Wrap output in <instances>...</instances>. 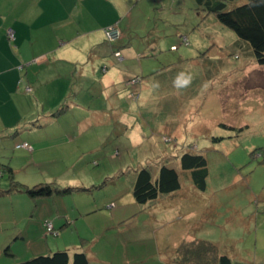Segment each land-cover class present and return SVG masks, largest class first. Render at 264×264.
Returning a JSON list of instances; mask_svg holds the SVG:
<instances>
[{
	"label": "rangeland",
	"instance_id": "374dc122",
	"mask_svg": "<svg viewBox=\"0 0 264 264\" xmlns=\"http://www.w3.org/2000/svg\"><path fill=\"white\" fill-rule=\"evenodd\" d=\"M243 1L234 0L232 3ZM197 11L199 9L190 0H133L122 13V24L115 22L121 32L114 39L106 35L104 29L108 24H100L102 17L99 13H89L88 20L79 22L80 28H91L89 35L97 36L99 31L104 34L101 43L87 49L89 55L97 56L100 48L119 44L120 47L128 45L134 49L132 58L122 61L120 51H107L105 56L114 62L113 65L104 62L110 70L105 71L106 67L101 66L99 61L97 66L90 61L83 62L79 75L80 65L77 69L73 68L70 78V74H66L67 95L64 94L58 104L72 101L71 107L50 125L47 124L51 119L48 109L55 104L51 101V93H55L54 83L50 88L45 83L34 88L29 80L25 81L26 68L22 67L19 92H26L32 97L19 103V142L26 139L31 144L34 139L36 150L19 147V178L13 174L14 179L26 185L53 181L58 187H65L84 184L86 180L82 178L89 175L95 177L94 183L105 181L96 188L98 202L103 203L110 193L113 204L117 203L113 197L115 191L122 188L127 191L133 170L147 163L174 166L183 189L190 185L194 187L189 171L180 167L178 158L181 151L191 149L202 153L208 166L205 189L194 187L199 198L195 205L201 202L198 205L201 208L204 204L203 225L212 226L217 235L221 231L228 233L245 215L244 209L239 213L240 207L254 198L257 201L251 200L252 206L264 213V65L257 63L250 52L235 44L236 34L212 13L200 18ZM191 18L195 23L192 29L187 23ZM124 25L129 29H125ZM71 26L72 31L76 30L74 22ZM180 28L185 29L182 33L186 37L179 34ZM189 30L190 35L186 32ZM154 41L157 43L152 50ZM172 43L176 48H171ZM102 45L104 47H100ZM181 56L191 57L183 61V70L186 69L191 76L190 83L180 88L179 102L174 107L176 110H170L171 107L161 109L158 107L159 90L153 83L149 84L152 79L150 72L155 69L161 71L172 61L179 63ZM206 63H209L212 73L209 78L204 73ZM111 74L116 84L106 85L102 93L100 76ZM125 75L129 76L124 78ZM79 88L81 93L76 100L72 94ZM143 88H146L144 92ZM114 91L113 97L111 93ZM73 102L78 104L74 106ZM112 104L115 106L112 107ZM119 109V118L115 113L112 115L114 110ZM64 110L56 106L52 112ZM165 110H168L167 114ZM85 113L89 120L98 121L77 123ZM24 127L34 129L24 131ZM52 128L81 129L74 140L71 139L72 142H79V148H60L50 137L54 134ZM10 129L0 125V146L10 142L13 135L6 138ZM16 140L11 141L13 146ZM60 140L57 138L56 142ZM8 181L5 175L0 179V187H6L4 183ZM249 187L259 197L253 196L248 200ZM9 196L1 202V219H7L12 210L15 211ZM56 197L63 201V205H71V194H55V201ZM19 198H22L19 199V226L25 227L36 218L31 215L32 201H28V208L24 201L31 200L26 192L19 190ZM50 199L46 198L48 202ZM207 201L211 203L208 208L205 207ZM106 205L104 202L102 206ZM235 219V223L230 225ZM187 225V222L183 223V226ZM260 227L264 228V224L260 223ZM2 232L0 230V235ZM56 234V231L47 232L46 237L53 240L61 233ZM103 236L102 241L106 235ZM248 238L253 249L254 235L251 237L249 233ZM146 264H159V261L155 256H149Z\"/></svg>",
	"mask_w": 264,
	"mask_h": 264
},
{
	"label": "crops",
	"instance_id": "0c3cea01",
	"mask_svg": "<svg viewBox=\"0 0 264 264\" xmlns=\"http://www.w3.org/2000/svg\"><path fill=\"white\" fill-rule=\"evenodd\" d=\"M190 1L194 4L193 0ZM132 2L133 0H0V125L3 128L14 130L10 129L6 134V138L10 134L13 135L10 137V142L6 146H0L2 148L0 149V162L10 165L16 178H19V147H21L16 145L19 143V103L32 97L26 92H19V81L23 79L19 78L20 70L22 67L26 68L25 81L29 80L31 84H34V88L40 87L42 83L50 88L54 83L55 93H51V101L55 104L49 106L51 119L47 124L58 121V118H61L64 112L71 107L72 101L64 111L52 112L56 106L58 108L62 104L58 106L63 96L67 95L65 93L68 76L71 77L73 68L77 69L80 65L79 75L83 62L90 61L96 66L97 61L101 66H105L104 62L113 65L114 62L105 56L107 51L109 53L119 50L122 61L131 60L134 52V49L128 45L120 47L119 44H114L107 48L102 45L100 47L104 48H100L99 51L97 48V56H90L87 49L91 45L101 43L104 34L99 31L97 36L89 35L91 28L81 29L79 22L88 20V14H93L95 11L102 17L100 24L103 26L115 24V22L122 24L124 18L122 13L128 6H131ZM130 10L125 14L126 16ZM199 15L200 18L204 16L200 10L197 11V16ZM174 16L177 14L174 13ZM193 20L192 18L187 20L191 29L195 24ZM72 22L76 25V30L73 29V31ZM125 26L127 25L123 27ZM8 29L13 30V37H9ZM184 31L183 28L178 29L179 34L186 37L182 33ZM186 32L190 35L191 31ZM155 43L157 42L154 41L152 44V50ZM172 47L176 48L173 43ZM187 58L191 57L181 56L178 59L179 63L172 61L161 71L156 69L151 71L152 79L149 80V84L153 83L159 90V108L171 107L170 110H176L174 107L179 102L178 97L181 90L176 83L165 78L164 73L174 66L183 69L185 64L183 61ZM105 67V71L110 70L107 65ZM67 73L70 75L67 76ZM128 76L125 75L124 78ZM113 78L112 74L106 77L100 76L102 93L106 85L116 84ZM32 90L31 85L30 91ZM145 90L146 88H143V92ZM115 91L111 94L113 95ZM141 92L142 87L138 97ZM80 93L79 88L74 95L72 94L73 98L77 100ZM90 94L92 95V92ZM77 104L73 102L74 106ZM114 106L115 104H112V107ZM120 111V109L114 110L112 115L115 113L118 117ZM165 111L167 114L168 110ZM83 121L96 123L98 120H89L85 113L76 122L82 123ZM33 123L37 125L36 122ZM33 129L24 127V131H33ZM54 129L52 128L54 134H50L51 131L49 134L60 148L61 146L64 149L79 148V142L75 143L72 140L81 129L75 131L63 128ZM3 135L5 136V133ZM16 138L17 142L13 146L11 141ZM57 138L61 140L56 142ZM31 145V148L28 147L25 150H36L34 139ZM85 176L87 177L82 179L86 180V183L75 185L89 186L94 183L93 180H96L95 177ZM4 184L6 187H1V190L8 188L9 181ZM128 187L127 191L123 188L115 191L116 194L113 197L116 198L117 203L112 204L113 200L108 193L104 199L107 204L105 207L102 206L104 202H98L95 195L96 189L91 191L75 189L65 193L72 195L71 205H63L59 197H56L55 201L53 195L36 199L28 196L31 200L24 201L27 208L28 201H32L31 215H34L36 219L25 227L19 226V199H22L19 198V190L0 193V208L3 210L1 202L7 195H10V202L14 203L15 209L7 219L0 218V230L3 231L0 235V264H12L18 260L62 248L70 251L76 248L82 249L87 254L90 264H146L149 256H155L159 264H172L171 258L177 244L183 239L195 237L215 241L220 250L234 260V264L264 262V228L260 227V223L264 224V213L252 206L251 200L257 201V199H250V197H259V195H256L251 187L248 191L250 202L243 204L239 211L240 213L244 209L245 215H242L236 227L225 234L221 231L219 235L215 234L212 226L203 225L204 204L202 203L201 208L198 207L201 202L195 205L199 199L195 186L190 185L184 189L181 186L173 192L160 195L144 204L137 203L130 184ZM46 198L50 199L49 202ZM209 204H211L210 201H207L205 207L208 208ZM46 221L52 223L57 230L56 235L61 233L58 238L50 240L46 237L48 232L44 224ZM235 221L236 219L230 225H233ZM184 222L189 225L183 226ZM249 233L251 237L254 235L253 249L250 245L251 240L248 238ZM103 235H106L104 241H102ZM6 245L9 246L8 252L3 250Z\"/></svg>",
	"mask_w": 264,
	"mask_h": 264
},
{
	"label": "trees",
	"instance_id": "16d2710c",
	"mask_svg": "<svg viewBox=\"0 0 264 264\" xmlns=\"http://www.w3.org/2000/svg\"><path fill=\"white\" fill-rule=\"evenodd\" d=\"M233 1L234 0H193L196 9H199L204 15L212 13L221 24L228 27L236 34L237 38L234 43L247 50V52H250L257 63L264 65V0H244L238 4L232 3ZM205 68H207L206 70L204 69V73L207 76L206 78H209V74H212L209 63H206ZM181 73H183L185 77H191L186 69L183 70L176 66L171 67L169 71L164 73V77L175 83L176 78ZM129 79L132 80V78ZM178 88L180 89L181 87ZM131 93L135 94L136 92ZM67 106V103H62L58 108L61 107V110H64ZM215 139L219 138L216 137ZM27 143L31 148L32 145L29 142ZM178 158L180 167L189 171L193 185L197 189H205L207 185L206 177L208 174L205 156L194 150L185 149L181 151ZM262 161H264V159H262ZM133 172V176L130 179V188L133 197L139 204L152 201L160 195L173 192L181 187L177 169L167 163H147L133 170ZM5 175H7L9 179V186L4 190H1L2 188L0 187V193L5 191L9 192L11 190H23L28 196L35 199L57 193L65 194L75 189L91 191L101 187L105 182L92 183L89 186L68 185L65 187H58L53 181H40L32 185H26L14 179L13 169L10 165L0 162V179ZM54 230L56 229L54 228ZM3 250L8 252L9 246L6 245ZM171 262L172 264H234V260L227 253L222 252L215 241L199 237L181 240L174 250ZM12 264L90 263L87 254L82 249L76 248L70 251L66 248H62L18 260ZM258 264H264V262Z\"/></svg>",
	"mask_w": 264,
	"mask_h": 264
},
{
	"label": "built area",
	"instance_id": "2783aa9c",
	"mask_svg": "<svg viewBox=\"0 0 264 264\" xmlns=\"http://www.w3.org/2000/svg\"><path fill=\"white\" fill-rule=\"evenodd\" d=\"M104 31H105L106 35H108V38H110V39L116 38L118 36L119 32H120L119 28L116 25H114V24L108 25L104 29ZM7 33L9 35V37H13V30L12 29H8ZM115 53H118V51H115ZM133 80H135V79H133ZM27 88H29V87L27 86ZM16 145L17 146H21V147H27V148L29 147V144L26 141L19 142ZM45 226H46V230L48 232L56 231V230H54V227H53V225H52V223L50 221H46Z\"/></svg>",
	"mask_w": 264,
	"mask_h": 264
},
{
	"label": "clouds",
	"instance_id": "9594fccd",
	"mask_svg": "<svg viewBox=\"0 0 264 264\" xmlns=\"http://www.w3.org/2000/svg\"><path fill=\"white\" fill-rule=\"evenodd\" d=\"M190 77H185L183 73H181L177 78H176V86L177 87H183L187 86L190 83Z\"/></svg>",
	"mask_w": 264,
	"mask_h": 264
}]
</instances>
